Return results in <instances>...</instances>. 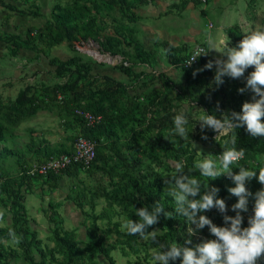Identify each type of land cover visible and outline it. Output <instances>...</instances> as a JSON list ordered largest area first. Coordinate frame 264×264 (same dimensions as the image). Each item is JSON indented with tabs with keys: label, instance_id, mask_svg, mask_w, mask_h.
<instances>
[{
	"label": "trees",
	"instance_id": "16d2710c",
	"mask_svg": "<svg viewBox=\"0 0 264 264\" xmlns=\"http://www.w3.org/2000/svg\"><path fill=\"white\" fill-rule=\"evenodd\" d=\"M11 1L16 2V0ZM80 1L73 0L64 5L56 2L49 16H45L43 24L40 27L28 29L24 36L5 34L3 39L10 54L16 55L21 48L35 52L45 51L63 41L74 49V41L96 40L95 36L102 31L98 14L102 9L105 10L103 5L106 3H103V0H96L93 7L95 14H93L89 13L88 5ZM249 1L252 4L248 3ZM248 2V6L255 7L256 0H248ZM109 3L111 10L115 7L120 8L122 16H126L128 22L138 18L133 12V8L138 3L137 0L130 3L126 0H110ZM91 4L93 6V3ZM8 7L13 9L12 6ZM34 12L38 16L42 15L38 10ZM228 35L235 46H238L243 39V32L239 26L230 29ZM111 41L113 40H107V42ZM99 43L101 47H104L102 41ZM165 49L173 58L172 61L177 62L180 59L178 58L182 55L180 48L165 44ZM75 51L79 53L78 50ZM112 51L114 52L113 49ZM209 61H212V57L206 53L202 54L192 67L180 68L187 79L184 97L176 94L171 98L169 89H175L176 84L166 75L161 74L160 77L168 95L165 93L164 97L160 98L153 89L130 95L122 82L108 76H103V81L99 80L92 75V62L84 60L78 54H72L64 60L53 56L50 58L56 76L53 84L45 82L27 84L13 98L0 102V210L7 208L10 213V222L0 225V264H24L14 261L20 256L25 264H98L97 254H102L110 264H114L112 256L114 250L126 257L128 264H136L138 259L146 264H157L153 260V253L162 250L161 244L167 246V244L177 243L184 247H195L205 239H215L206 227L199 230L196 235L188 236V225L184 217L175 213L174 199L169 194L171 186L167 184V180L171 179V174L175 171L172 167V162L175 161L184 163L186 174L195 176L201 181L205 180L199 175V170H194L195 164L202 160L195 157L194 151L185 145L184 139L166 132V127L171 123L170 127L174 128L173 119L176 113L171 109L172 104L177 106L182 104L187 94L191 104L198 103L208 114L221 118L219 113L213 112L215 104L219 101L215 93L218 91L220 93V90L209 92L208 89L210 78L215 77L212 68H205ZM122 71L127 75L136 74L132 73L131 67H124ZM137 75L140 76V74ZM64 76L66 78L59 81ZM206 93L209 95L206 96ZM59 95L60 98H58ZM42 109L55 110L58 116L75 125L76 129L68 136L72 146L75 138L80 135L95 142V157L89 166L86 167L83 163L72 160L57 172L48 170L46 173H30V166L35 161L44 162L62 153L73 152V147L70 150H63L59 148V145L51 144L46 138L34 136L30 138L29 146H27L28 153L30 151L33 153L32 160L28 161L25 158L26 152L16 146L15 129ZM150 109L152 114L148 116ZM77 110L100 114L102 119L97 124L88 125L83 115L77 113ZM28 129L36 131L33 127ZM28 133L31 132L28 131ZM215 134H217L215 131L208 130L211 141L216 145L210 155L218 159L224 150L223 143L226 137L220 136L215 139ZM236 134L237 149L242 148L245 151V157L240 164L254 169L264 167V137H251L246 131V126L236 129ZM13 168L16 170L12 171ZM233 172L238 173L239 168L234 167ZM80 173L86 176L82 178L79 176ZM96 174L107 178L108 185L105 186L102 184V178L96 177L97 182L93 188L89 187L87 178L90 179ZM62 176L74 178L73 185L80 192L76 203L89 220V224L85 225L84 246H79L77 243L76 229L62 228V220L58 217L59 212L52 204H49L51 209L47 217L50 222L55 223L54 246L50 247L47 243H42L37 230L32 228L27 218L24 204L26 194L30 193L34 186H38L39 182L41 186L47 183L54 188L55 182ZM257 177L246 182V187L252 195L248 198V211L244 212L245 216L241 213L242 227L249 226L247 218L254 214L255 193L264 188ZM208 183L219 189L217 196L227 205L237 202L238 198L229 192V188L234 187L235 184L227 175L222 174L214 180L209 179ZM99 198H103L107 206L99 213H95L96 200ZM196 198L199 199V195ZM157 202L162 203L165 207L164 211L170 213L172 217H166L161 213L157 224L147 229L157 231L156 242L151 241L150 238L143 239L139 235H129L125 227L123 230L122 226L127 220L139 219L136 209L148 207L151 210ZM88 203L90 208L85 210L83 206ZM108 207H121L113 213L116 216L123 215V220L113 222L117 237L110 242H106L107 230L99 224L100 219L112 217V213L106 212ZM128 208L132 210L126 211ZM199 214L215 216L220 220L224 216V213L217 209L214 212L208 210ZM231 215L235 216V212L233 211ZM218 226H225V224L222 221ZM10 229L22 237L19 244H12L8 236ZM188 239H191V244L186 243ZM134 256L136 259L132 260ZM181 260L182 258H177L175 261H169V264H181ZM258 264H264V259L258 261Z\"/></svg>",
	"mask_w": 264,
	"mask_h": 264
},
{
	"label": "clouds",
	"instance_id": "9594fccd",
	"mask_svg": "<svg viewBox=\"0 0 264 264\" xmlns=\"http://www.w3.org/2000/svg\"><path fill=\"white\" fill-rule=\"evenodd\" d=\"M228 41L217 42L209 35L206 41L208 51L215 50L226 59L217 58L215 61H209L205 68L211 69L215 64L217 70L214 80L217 85L224 82V76L240 79L245 76L248 68H254L246 77L245 88L238 89L240 93L246 89L251 90L252 102H244L240 112L233 111L230 115H223V118L206 112L199 116L201 130L209 128L215 131L218 133L215 139L220 136L226 137L223 143L224 150L218 159L209 155L195 164L194 170H199V175L205 178L204 181L186 174L185 165L180 161L172 162L175 171L171 174V179L167 180V184L171 186L169 194L174 199L175 213L184 217L188 225V236L196 235L207 226L215 239H205L195 247H184L177 243L167 246L161 244L162 250L153 253V260L157 264H169V261H175L177 258H182L181 264H258V261L264 259V188L255 193L254 214L248 218L249 226H241L243 221L241 212L248 211V198L252 195L246 187V182L257 177L258 170V181L264 185V167L254 169L241 165L240 161L244 159L245 151L236 147L238 128L246 126V131L251 137H264V29L245 34L238 47H230ZM207 52H196L187 64L191 65L197 57ZM173 124L172 134L182 139L189 138L186 111L177 114ZM234 167L239 168L238 173L233 172ZM222 174L234 182L235 186L229 188V192L238 200L232 205L235 216L225 214L223 216L225 226H217L207 215L199 213L213 208L222 214L227 212L226 202L217 196L219 189L208 183L209 179L214 180ZM198 195L199 199L196 198ZM164 209V205L159 202L155 203L151 210L148 207L136 209L139 219L126 221L124 227L127 233L139 235L143 239L150 238L156 242L157 231L147 229L157 224L161 213L166 217H172ZM5 216L6 210H0V222L4 221ZM8 236L14 244H19L22 240V237L12 229L9 230ZM186 243L191 244V239L186 240Z\"/></svg>",
	"mask_w": 264,
	"mask_h": 264
},
{
	"label": "crops",
	"instance_id": "0c3cea01",
	"mask_svg": "<svg viewBox=\"0 0 264 264\" xmlns=\"http://www.w3.org/2000/svg\"><path fill=\"white\" fill-rule=\"evenodd\" d=\"M38 1L39 0H32L30 2L27 0H19L14 2L11 0H0V71L3 70L2 66H4L7 69V76L13 75L16 72V67H19L16 65L17 59L21 61L22 65H25L22 67L23 69L27 68L30 71H37L33 78L29 79L31 80L30 82H25L24 84H22L23 82H18L21 84V86L18 87V91L24 88L28 83L37 81L36 77L41 79L42 76L45 77L43 75L45 72L54 70V66L50 63V58L53 56L55 57L57 54H52L49 51L52 47H58L59 45L57 49L67 54V57L70 56L69 52L67 53L64 48L65 43L67 44L65 41L51 48H47L45 51L39 49L40 51L37 50L35 52L34 50L21 48L16 55L10 54L9 48L3 39L5 34H21L14 31L17 30V27L24 29L20 30V32H23L42 25L38 19L39 16L36 15L34 11L32 13L30 10L33 3L37 4ZM52 1L53 0H51V2ZM90 1L93 3V6L90 2L87 3L90 8L89 13L92 11V13L95 14V10L93 9L95 0ZM240 1L241 0H208L206 6H201L196 0H137L138 3L136 7L133 8V12L138 18L136 20L134 19L132 22H128L127 17L122 16L123 13L120 8H113L114 14H112L113 12L110 9L111 6L109 3L110 0H103V3H106V5H103L105 10L102 12V17L98 18L102 31L95 36V39L98 40V43L99 41L104 43V47L100 46L104 52L102 53L104 63L103 61L97 63V61L92 60V75H95L96 78H100V76L111 77L116 81L122 82L127 87L130 95L140 94L147 88V83H145L147 74L155 70L161 73L165 71H172L175 73L176 70L180 68L174 66V64L181 60V57L185 56L195 44L202 43L207 47L206 41L209 35H212L217 42L225 40L227 36H225L224 32L227 27L225 26L223 28V25H221L223 22L221 16L223 20H225V16L232 10V7H234V9H239ZM21 3L27 4L28 7L26 12L29 14L30 18L29 22L26 24L21 22L18 17V14H20L18 10L21 7L17 5H21ZM8 6H12L13 9L11 10ZM244 6H246L247 9L248 4L246 1L244 2ZM108 9H110L112 13ZM216 18L220 21H217ZM113 24L115 27L114 31L112 28ZM209 24H211V26ZM109 27H111V30ZM111 39L113 41L107 42V40ZM165 44L178 47L182 50V55L178 57L180 59L177 62L172 61V58L165 49ZM207 53L212 57V61L217 59L218 52L215 50H210ZM67 57L62 59H66ZM139 58L144 59V61L139 62ZM119 61H123V64L126 65L124 67H131L133 72L136 73L134 75L136 79L133 80V82L128 83L129 78L127 74L120 68L124 67L116 65ZM9 69L12 70L11 73H8ZM144 73L147 74L144 75ZM137 74H140V76ZM4 81L2 84L6 83L8 86L13 85L10 84L9 81ZM55 81L56 80H54V82ZM14 96L13 93L9 91H6L4 94L0 93V102H5ZM29 127H33L36 131L33 132V130L28 129ZM75 129V125H72L69 121L66 122L61 116H58L55 110L42 109L33 117L23 121L15 129L16 137H22L24 139L23 143H21L22 145L17 144L16 146L26 152L25 158L29 161L33 158V153L30 150V153H28L27 148L30 138L34 136L41 139L46 138L51 144H54L50 138H52L51 135L55 133L57 135V137L54 138L56 140L55 145H59V148L63 150H70L73 146L72 142L68 140V136L71 135ZM28 131L31 133H28ZM40 145L42 146L43 144ZM82 174L83 173H80L79 176L81 177ZM65 182L71 183L66 192L61 190V186H64ZM73 182L74 178L62 176L55 182L56 187L53 188L47 183L41 186L39 182L37 184L38 186H34L30 192L36 193L34 189H39L41 192L46 190L58 197L55 200L57 203L52 204L51 201H49V204L56 206V208H60L61 206L66 208L69 206L68 209H75L76 207L67 200L70 197V190L75 187L73 186ZM27 197L28 195H26V199ZM59 201L61 203H59ZM85 206L86 205L83 206L84 209H86ZM76 211L80 213V210L76 209Z\"/></svg>",
	"mask_w": 264,
	"mask_h": 264
},
{
	"label": "rangeland",
	"instance_id": "374dc122",
	"mask_svg": "<svg viewBox=\"0 0 264 264\" xmlns=\"http://www.w3.org/2000/svg\"><path fill=\"white\" fill-rule=\"evenodd\" d=\"M27 1L31 2L32 0H27ZM70 1H73V0H66V1L53 0L52 2H51V0H39L37 4L33 3L30 10L32 13H33V11H37V10L39 12L43 13L42 16L38 17L41 24H43V21L45 20V16H49V12H50L52 6L56 2H59L60 4L64 5ZM126 1H128L130 3V2H133L134 0H126ZM245 1L248 2V0H241L240 1L239 9H234V7H232V10H230L231 12L229 11L228 14L225 16V20H223V18L221 16V19L223 21L221 23V25H223V28L225 26L227 27L226 31L224 32L225 36H227L225 40H229L228 43H229L230 47H238V46L234 45V41H232L231 37L228 35V31L230 29L235 28L236 26H239L243 32V37L245 34L249 33L250 31L259 30L260 28L264 29V0H258V1L256 0L255 7H254V5L251 7L248 6L247 9H246V6H244ZM80 2L84 3V4H87L88 2L91 3L90 0H81ZM248 3H250V1ZM250 4H252V3H250ZM17 6L21 7L19 10L17 9L20 13V14H18V17L21 20V22L26 24L27 22H29V18H30L29 14L26 12V10L28 8L27 4L21 3V5H17ZM39 7H40V9H39ZM90 7H91V5H90ZM110 9H108V10L111 12ZM21 10H23V11H21ZM21 12L24 15H22ZM102 12H103V9L98 14V18L102 17V15H103ZM112 12L111 13L114 14V10H112ZM91 13H92V11H91ZM213 18H215V17H213ZM217 21H220V20L217 19ZM20 25H23V24H20ZM109 28L111 30V27H109ZM112 28L114 31V28H115L114 24L112 25ZM20 30H24V29L17 27V30H14V31L19 32V33H21L19 35L24 36L26 31L20 32ZM109 31H108V33H109ZM94 42L95 43L93 44V47H91V46L90 47L95 49L99 53H104L102 51V48L100 47L99 43L96 40ZM87 45H89V44L85 43L84 45H82V47L85 49H88ZM58 47H59V45H58ZM58 47H54V48L52 47L49 51L52 54H57L56 56H58L60 59L67 57V54L62 53V51H59L60 49H57ZM64 48L67 51V53L69 52V55L78 54V55L82 56L84 58V60L87 59V60H90L91 62H92V60L97 61V63L103 61V56L101 59H98L96 56H94V55L91 56L88 53L85 54L84 52H81V51H79V53H78L75 51L76 49L74 48L75 49L74 50L72 48V46L68 45V43L67 44L65 43ZM216 58L226 59V57L222 56L221 53H218ZM62 60H64V59H62ZM135 61H138V60H135ZM140 61L141 60L139 59V62ZM103 63H104V61H103ZM117 63H118V64H116L117 66L118 65H121L123 67L126 66L123 64V61H119ZM16 65L19 67H16V72L11 76H7V74H6L7 69L4 66H2L3 70L0 71V93L1 94H4V93H6V91L7 92L9 91V92L13 93V96H14L16 94V92L18 91V87L21 86V84L18 82H23L22 84H24L25 82H30L31 80H29V79L33 78V76L37 72V71H30L27 68L23 69L22 67H24L25 65H22L21 61L19 59H17ZM120 68L122 69V67H120ZM213 69H214V72L216 74L217 69H216L215 64H213ZM253 70H254V68H252V67L248 68L245 72V76L243 78H240V79H232L228 76H224L223 77L224 82L220 85H217L215 83L214 78H210L209 86H208V89L210 90L209 92H214L215 90H220V93H219V91L217 93H215V96L219 101L217 104H215V106L213 108L214 113H219L220 117L223 118V115H225V114L230 115L233 111L240 112L242 109V104L244 102H246V101L252 102L253 93L251 92V90L246 89L243 93H240L238 91V89L245 88L246 77ZM11 72H12V70L9 69L8 73H11ZM132 73H135V72H133V70H132ZM146 74L144 73V75H146ZM161 74L166 75L170 80H172L176 84L175 89H169L171 98L173 96H175L176 94H179L180 96L182 95L183 97L185 96L184 94H186V92L184 91V88L186 89V87H187V81H186L187 79H186V75H185L184 71L181 69H177L175 73H173L172 71H168V72L165 71V72L161 73L160 71L155 70L154 72L147 74L145 77V83H147V88H145V91H150L153 89L155 91L154 93L158 94L160 98L164 97L165 93L168 95V93L165 89L164 83L160 77ZM43 75L45 77L42 76L41 79L36 77L37 81H35L34 83L42 84L45 82L46 84H53L54 80H56L54 70L53 71L49 70L48 72H45ZM127 77L129 78L128 83L133 82V80L136 79V78H134V75H132V74L127 75ZM65 78H66V76H64L63 78H60L59 81H62ZM14 79L16 82L14 81ZM98 79L103 81V77H100ZM3 81L4 82L9 81L10 84H13V85L8 86L6 83L2 84ZM48 82H50V83H48ZM28 84H33V83H28ZM207 95H209V94L206 93V96ZM188 96L189 95L187 94L186 99L182 102V104H179L178 106L173 103L171 109H172V111H175L176 115L180 114L182 111H186L187 118H188V124L186 125V127L188 128V130L190 132H189V138L184 139V143L188 148H191L194 151L195 157H197L201 160H204L205 158H207L211 154L212 149L216 148V145L214 142L211 141V138L208 135L209 128H205V129L201 130L200 123L198 121L199 116L206 114L207 111L202 106H200L198 103L191 104ZM175 102H179V101H175ZM149 111L150 112H148L147 115L151 116V114H152L151 109ZM170 126H171V123H169V125L166 127V132L172 134L173 128H171ZM217 135H218V133L215 134V136H217ZM205 136L207 137L206 139L204 138ZM215 136L213 135V137H215ZM51 137L53 139L52 138H50V139L55 144L56 140L54 138H56L57 135L55 133H53L51 135ZM217 138H219V137H217ZM23 141H24V139L22 137H20V138L16 137L14 143L16 145L17 144L20 145L21 143H23ZM135 146H137V145H135ZM15 170H16V168H13L12 171H15ZM84 175L86 176V174H82L81 177L84 178ZM96 177L98 179L102 178L101 179V180H103L102 184H104L105 186L108 185L107 178H105L104 176H101L99 174H96L95 176L90 177V179L87 178L89 187L93 188L94 184L97 182V180H95ZM75 181H77V180H75ZM70 185H71L70 182H65L64 186H61V190L66 192L67 188ZM225 185L227 186V184H225ZM78 187H80V186L78 185ZM75 188L76 187H74L73 189L70 190V197L67 199L70 204H73L76 207L75 209L74 208L68 209L69 206H67L66 208H63L62 206L60 208H56V206H54V205L53 206L59 212L58 217L60 220H62L61 221L62 228L66 229V230L76 229V240L78 241L77 243L79 246H84L83 242L86 240V226L85 225L89 224V220L86 218L85 214L83 213L82 208L78 207V205L76 203L78 201V197H79L78 195H80V192L77 191L79 189H75ZM44 189H45V186H44ZM34 190H36L35 191L36 193L30 192V193L26 194V195H28V197L24 201V204L26 206L27 218H28L32 228L37 230L38 237L42 240V243L43 244L47 243L50 247H52L55 245V242L53 239V228L55 226V223L50 222L48 220L47 215L50 213V209H51L49 207V201H51L52 204H55V203H57V202H55V200L58 197L55 194L49 193L46 190H44L42 192L39 191V189H34ZM59 203H61V202L59 201ZM96 203H97L96 208L94 209L95 213H99L100 211L103 210V208H105L107 206L106 201L103 198L97 199ZM230 205H232V203ZM230 205H227V212L224 213V215L226 214V215L232 216L231 213L233 212V210H232V207ZM89 206H90V204L88 203L85 206V208H86L85 210H89V208H90ZM119 208H121V207H108L106 209V212L112 213L113 214L112 217L99 220V224L101 225V227L105 228V230H107L106 231V236H107L106 242L113 241L114 238L117 237V231L113 228V222H115L116 220H123V215L122 216H120V215L116 216L113 212L115 210H118ZM76 209L80 210V213L78 211H76ZM129 209L132 210V208H128V209H126V211ZM1 210H6V216H5L4 221L0 222V225L8 224L10 222V213L7 210V208H2ZM214 210H216V208H213L209 211L214 212ZM241 213H243V216H245L244 212H241ZM208 217L217 226L222 221L224 222V219L220 220L215 216L214 217L208 216ZM248 218H247V221H248ZM229 224H230V222H229ZM205 227H206V230L209 229L207 226H205ZM122 228L124 230V225L122 226ZM112 256L114 258V264H128L126 261V257L122 256L119 251H117V250L112 251ZM96 259H97L98 264H110L109 261L102 254H97ZM135 259H136L135 256L132 257V260H135ZM14 261L17 263H24L25 264V262L22 259V256L14 259ZM133 262H135V261H133ZM136 264H146V263L144 261H142L141 259H138V263H136Z\"/></svg>",
	"mask_w": 264,
	"mask_h": 264
},
{
	"label": "built area",
	"instance_id": "2783aa9c",
	"mask_svg": "<svg viewBox=\"0 0 264 264\" xmlns=\"http://www.w3.org/2000/svg\"><path fill=\"white\" fill-rule=\"evenodd\" d=\"M196 1L199 2L201 6H206L208 2V0H196ZM209 25L211 26V24ZM85 43L89 44L87 45L88 49L82 47V45H84ZM94 43L95 42L91 39L86 41L78 40L73 42V46L76 50L81 52H86L92 56L93 54L90 53L91 51L98 52L95 49L91 48L93 47ZM198 51L207 52V47L202 43L195 44L191 48V50L183 58H181V60H179L177 63L174 64V66L178 68L192 67L198 62V59L202 54L199 57H197V59L191 65H188L187 62ZM100 54L102 55V53ZM60 97L61 96L59 95L58 98ZM77 113L83 115L88 125L97 124L102 119V116L100 114H93L89 111L77 110ZM94 157H95V142L80 135L77 136L73 142V152L71 154L62 153L60 156L52 157L44 162L35 161L31 164L29 171L31 174H34L35 172L46 173L48 170H54L55 172H57L66 165H68L69 163H71L72 160L79 161L83 163L84 166L87 167L93 161Z\"/></svg>",
	"mask_w": 264,
	"mask_h": 264
},
{
	"label": "bare ground",
	"instance_id": "6f19581e",
	"mask_svg": "<svg viewBox=\"0 0 264 264\" xmlns=\"http://www.w3.org/2000/svg\"><path fill=\"white\" fill-rule=\"evenodd\" d=\"M90 53L93 54L94 56H96L98 59L102 58V55L98 52L91 51Z\"/></svg>",
	"mask_w": 264,
	"mask_h": 264
}]
</instances>
